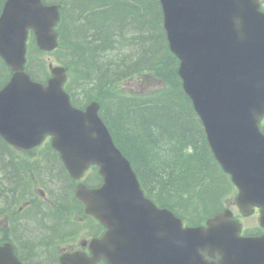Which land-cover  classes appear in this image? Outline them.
Instances as JSON below:
<instances>
[{"label": "trees", "instance_id": "obj_1", "mask_svg": "<svg viewBox=\"0 0 264 264\" xmlns=\"http://www.w3.org/2000/svg\"><path fill=\"white\" fill-rule=\"evenodd\" d=\"M72 3L73 16L64 6L62 26H68L67 34L74 42V60L85 77L89 70L90 82L108 80L113 75L127 78L150 68L173 87L156 102L137 104V109L132 111L139 119L140 131L166 155L150 144L158 160L166 159L167 164L154 174L143 164L142 169L149 171L145 178L162 185L163 196L180 200L191 213L219 211L223 181L210 164L212 158L205 147L202 129L177 87L172 62L169 58L167 62L154 0H75ZM173 170L178 174L174 176ZM65 227L61 218L55 224L39 225L28 237L36 240L57 235ZM41 254L42 258L46 254L43 247Z\"/></svg>", "mask_w": 264, "mask_h": 264}, {"label": "water", "instance_id": "obj_2", "mask_svg": "<svg viewBox=\"0 0 264 264\" xmlns=\"http://www.w3.org/2000/svg\"><path fill=\"white\" fill-rule=\"evenodd\" d=\"M162 1V6H163V11L165 12V25L166 27L172 29L174 23L176 22V19L178 18V14H180L181 12L179 11L180 9V4L181 2L179 0H161ZM254 9V7H253ZM186 16H191V15H196L195 11L192 9H189V13H184ZM227 27L225 28L227 31H231L233 30V28H236V26L238 27V29H243L245 31H249L250 28L246 23L240 22L238 24H235V22L233 21V16H229V20L227 21ZM210 28L212 29V31H214V27L210 26ZM25 38V30L24 28L22 29V38L21 40L17 43V44H22ZM195 39V44H200V40H201V36L200 35H195L194 37ZM230 41V40H229ZM242 41V40H241ZM240 41V42H241ZM182 44V43H180ZM215 44V43H213ZM217 44H227L226 41L223 40H219V42ZM188 45V44H185ZM190 53H184L183 55L187 57L188 59V55ZM193 61H199L200 63V67L201 69H195L196 66H190V68H188V74L189 75H193L194 72L201 75L208 83V85L211 84H216V76L215 74L211 71L209 65L205 62L200 60L199 56H195L192 57L190 59V62ZM188 62V61H187ZM190 78L188 76V79L186 78V85L189 84ZM256 192L255 195L253 196V198L255 200H250L248 198L245 199V201H243L244 199L240 197L238 198V204L240 205L239 207L242 209L243 212H246L248 209V206L250 204H256L253 203L251 201H255L258 203H263L264 204V191H257L260 188V185L258 184H253L251 186ZM248 187H246L245 189H247ZM244 190V189H243ZM249 200V201H246ZM260 204L263 208L264 205ZM262 222L264 224V216L262 219ZM175 224L178 226V230L183 233L180 229L179 223L176 221ZM112 231V241L119 243V251H121L124 255V260H128V261H140L142 263V261L138 258L135 257L134 255V251H133V242L134 239H132V236H127L124 232L121 234H115ZM189 239V238H188ZM189 242V240H188ZM172 249V246H170L169 244H164L162 246V248L160 249L161 255L164 257L165 261H171L172 257L170 255H168L167 250ZM179 261L181 262V264H184V259L182 257L179 258Z\"/></svg>", "mask_w": 264, "mask_h": 264}, {"label": "rangeland", "instance_id": "obj_3", "mask_svg": "<svg viewBox=\"0 0 264 264\" xmlns=\"http://www.w3.org/2000/svg\"><path fill=\"white\" fill-rule=\"evenodd\" d=\"M75 13V12H74ZM70 25V24H69ZM53 57V59H54V56H52ZM45 58H49V57H47V56H45ZM54 187H59V186H61V183H58V184H56V185H53ZM53 221H54V219H53ZM52 220H51V223L53 222ZM56 223V222H55ZM244 223H246V222H244Z\"/></svg>", "mask_w": 264, "mask_h": 264}]
</instances>
